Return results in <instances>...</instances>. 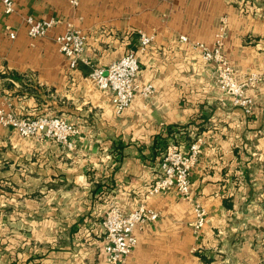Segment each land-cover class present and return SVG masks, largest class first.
I'll return each mask as SVG.
<instances>
[{"label":"crops","instance_id":"1","mask_svg":"<svg viewBox=\"0 0 264 264\" xmlns=\"http://www.w3.org/2000/svg\"><path fill=\"white\" fill-rule=\"evenodd\" d=\"M14 2L7 14L0 1L7 102L22 116L62 115L80 132L69 147L0 123V264H109L106 211L142 204L161 216L136 228L128 264H264V78L247 90V112L224 98L216 66L192 45H213L226 17L223 54L236 76H264V0ZM27 15L61 22L32 37ZM70 24L86 33L90 63L72 67L60 51L56 37ZM141 31L154 40L139 54L138 82L155 91L117 114L90 74L137 50ZM195 134L204 143L191 173L193 200L177 189L147 198L167 144L186 149ZM196 201L210 217L200 235Z\"/></svg>","mask_w":264,"mask_h":264},{"label":"built area","instance_id":"2","mask_svg":"<svg viewBox=\"0 0 264 264\" xmlns=\"http://www.w3.org/2000/svg\"><path fill=\"white\" fill-rule=\"evenodd\" d=\"M3 3L5 13L11 14L16 11L14 0H0ZM74 5H78V0H71ZM27 32L32 37H42L61 22L57 17L36 19L32 15L24 17ZM227 18H223V25L213 45L209 46L202 41L192 42L202 57L216 66V78L220 89L225 97L232 100L235 105L245 107L247 112L251 111L252 98L247 94V90L255 87L264 76L258 72H250L241 79L236 76L234 67L229 63L223 54L224 39L226 35ZM12 38L16 37V32L10 33ZM181 41L188 42V36L182 35ZM56 40L60 51L67 57L72 67H76L80 61L90 63L84 57L87 43L86 33L73 25H68L65 32L58 35ZM154 40V35H149L141 31L139 37V47L131 50L120 59L110 63L108 66H94L90 74L96 86L108 92L112 97V102L117 114H121L131 105L137 95L143 97L151 96L155 87L148 82L140 84L138 75L141 70L140 53H145ZM3 79L0 77V98L3 105H0V123L3 126L11 127L23 137L42 134L58 143L72 146L71 138L79 134V127L62 115L41 114L34 117L19 115L7 102L8 98L2 86ZM204 137L195 134L188 142L185 149L177 140H171L160 160L161 172L159 177L149 188L146 197L150 198L159 193H167L172 189H177L179 194L193 200L191 173L203 151ZM264 213V200L261 203ZM195 220L193 227L196 235H200L203 229L209 224L210 217L206 207L196 201L194 204ZM161 216L160 211H156L146 204H142L135 209L124 213L117 205H112L105 213L102 228L104 235L103 252L109 264H128V257L138 243L136 228L144 223L156 220Z\"/></svg>","mask_w":264,"mask_h":264}]
</instances>
